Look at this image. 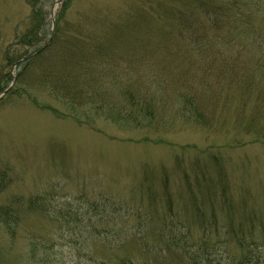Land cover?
I'll return each mask as SVG.
<instances>
[{"label":"rangeland","instance_id":"obj_1","mask_svg":"<svg viewBox=\"0 0 264 264\" xmlns=\"http://www.w3.org/2000/svg\"><path fill=\"white\" fill-rule=\"evenodd\" d=\"M56 1L0 0V264H234L264 241L261 11Z\"/></svg>","mask_w":264,"mask_h":264},{"label":"trees","instance_id":"obj_2","mask_svg":"<svg viewBox=\"0 0 264 264\" xmlns=\"http://www.w3.org/2000/svg\"><path fill=\"white\" fill-rule=\"evenodd\" d=\"M196 4L198 7H200L201 15L207 14L208 12L211 13V15H216L218 13H222L224 15H251L254 10H260L261 15H264V0H196L195 5ZM238 6H241V9L237 8ZM183 15H185V13H183ZM176 16H178V19L183 25L187 24V22L190 21L187 17H185L186 19L183 21L182 19H180L181 15ZM260 38L261 37H258L257 39ZM148 111L149 110L146 109V114ZM12 215V211L0 208V219L2 218L3 221L7 222L9 221V219L12 220ZM9 234H11V232ZM252 256L253 255H249L247 253L243 254L241 264H264V260L261 256L257 257V255H255L254 261L252 259ZM238 264H240V262Z\"/></svg>","mask_w":264,"mask_h":264}]
</instances>
